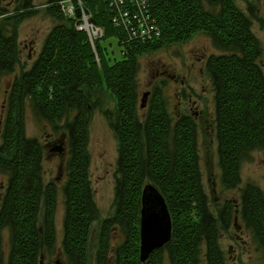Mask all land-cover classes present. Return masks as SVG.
<instances>
[{
	"label": "trees",
	"instance_id": "obj_1",
	"mask_svg": "<svg viewBox=\"0 0 264 264\" xmlns=\"http://www.w3.org/2000/svg\"><path fill=\"white\" fill-rule=\"evenodd\" d=\"M84 1L97 25L104 28V35L95 38L92 46L88 32L77 28L80 19L65 16L59 0H49L46 9L59 22L51 29L35 64L11 85L7 103L0 104V170L9 175L0 201V264H42L44 249L52 250L56 239L57 186L53 181L44 182V149L38 139L27 136L28 106L53 126L64 115L67 119L71 154L64 188V253L71 264H89L90 230L97 213L88 180V122L93 91L103 85L117 101L116 110L108 116L119 141L120 175L116 212L102 221L95 264H109V229L114 224L126 232L115 250L114 264H163V249H168L172 264H199L203 245L207 264H226L217 219L206 206L197 123L189 115L172 123L161 92L153 95L149 113L140 116L137 56L186 42L201 32L211 34L225 48L222 54H212L206 66L215 88L222 183L232 188L240 182L239 165L245 153L253 147L264 150V72L257 62L259 42L251 31L252 21L236 0H148L161 28L160 37L145 43L124 42L120 28L112 23L108 1ZM2 2L0 16L6 9ZM24 14L11 17L18 15L12 20L13 29L0 18V79L17 62L16 28ZM110 38H117L120 58H111L105 44ZM150 182L166 198L173 233L165 246L156 248L142 262L141 196ZM240 205L246 225L264 246V193L255 184H248ZM232 208L226 202L220 211L223 227L231 222ZM40 213L42 227L38 225ZM6 228L11 237L7 253L3 248Z\"/></svg>",
	"mask_w": 264,
	"mask_h": 264
},
{
	"label": "rangeland",
	"instance_id": "obj_2",
	"mask_svg": "<svg viewBox=\"0 0 264 264\" xmlns=\"http://www.w3.org/2000/svg\"><path fill=\"white\" fill-rule=\"evenodd\" d=\"M49 0H3L2 7L6 8L0 18L14 28L11 18L14 13H27L17 23L18 58L14 68L1 74L0 104L7 103V94L11 85L20 74L29 70L40 56L45 40L51 29L58 24V20L47 11ZM238 6L245 11L252 21L251 31L256 34L259 42L258 64L264 72V0H236ZM65 16L80 19L77 28L88 32L92 46H94V30L89 19L93 15L87 11L84 0H59L58 2ZM74 12L69 14L70 10ZM80 9L81 16L76 11ZM112 15V14H111ZM7 17H9L7 19ZM95 18V17H93ZM96 19V18H95ZM13 20V21H12ZM11 23V24H10ZM104 35V28L97 25ZM100 37V38H101ZM111 58H120L122 49L117 38L108 39ZM225 48L217 44L209 33H197L190 40L163 46L158 50L142 53L137 56V91L139 93L138 113L144 118L151 106V99L156 92H161L171 122L183 115L191 116L197 123L199 164L201 166L202 183L207 196L206 206L217 219L220 228V247L223 249L226 264H264V246L255 232L246 225L241 215V200L243 190L248 184H255L264 193V150L253 147L240 160V182L237 186L227 188L222 183L221 167L219 163L218 141L216 138V98L213 77L209 74L206 62L212 54H222ZM149 92L142 106L144 94ZM90 104H94L90 111L89 126V173L92 201L97 213L90 230L89 264H95L97 242L100 236L102 221L115 215V199L117 194V180L119 173V141L110 125L108 113H114L117 101L113 92L107 86L96 87ZM4 108V107H3ZM5 109V108H4ZM71 117V115H70ZM25 129L27 136L38 139L44 149L42 158V175L44 182H55L57 186V207L55 210L54 248L45 250L42 254V264H71L64 253V232L66 218L65 184L68 179L67 164L71 154L70 139L68 137L67 119L64 115L58 125L50 123L45 117L35 114L32 107L26 111ZM72 118V117H71ZM59 127V128H58ZM9 175L0 170V201L7 186ZM151 183V182H150ZM226 202L233 206L231 222L222 226L220 211ZM39 227H42V213H40ZM221 218V219H220ZM120 224H114L109 229L110 250L109 264H114L115 250L126 238ZM4 247L9 251L11 237L9 229H4ZM200 253V263L207 264L206 250L203 245ZM163 264H172L168 249H163Z\"/></svg>",
	"mask_w": 264,
	"mask_h": 264
},
{
	"label": "water",
	"instance_id": "obj_3",
	"mask_svg": "<svg viewBox=\"0 0 264 264\" xmlns=\"http://www.w3.org/2000/svg\"><path fill=\"white\" fill-rule=\"evenodd\" d=\"M81 14L80 9H77V17ZM89 22L94 30V36L101 37V31L96 27V19L92 17ZM148 95L149 92L144 94L142 106L145 105V98ZM143 188L140 216V259L146 262L156 248L165 246L172 238L173 219H171L166 198L160 189L152 183L145 184Z\"/></svg>",
	"mask_w": 264,
	"mask_h": 264
},
{
	"label": "built area",
	"instance_id": "obj_4",
	"mask_svg": "<svg viewBox=\"0 0 264 264\" xmlns=\"http://www.w3.org/2000/svg\"><path fill=\"white\" fill-rule=\"evenodd\" d=\"M112 9V23L119 27L125 41L157 40L160 25L151 13L148 0H106ZM74 12V9L69 11Z\"/></svg>",
	"mask_w": 264,
	"mask_h": 264
}]
</instances>
